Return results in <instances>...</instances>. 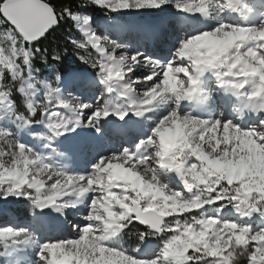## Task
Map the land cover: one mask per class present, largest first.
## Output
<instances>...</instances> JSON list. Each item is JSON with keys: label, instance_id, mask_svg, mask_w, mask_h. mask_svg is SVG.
Segmentation results:
<instances>
[{"label": "snow or ice", "instance_id": "snow-or-ice-1", "mask_svg": "<svg viewBox=\"0 0 264 264\" xmlns=\"http://www.w3.org/2000/svg\"><path fill=\"white\" fill-rule=\"evenodd\" d=\"M93 2L111 11H118L145 6L159 8L169 0ZM213 3L217 17L226 10L249 11L248 5L242 0H178L174 6L180 11L207 15ZM65 16L73 21L81 19L80 13L68 7L58 11L50 0H0V26H3V38L0 39V121L6 118L5 109L13 112L15 108L9 88L13 82L17 91L26 97L27 110V114L14 112L15 119L26 126L46 122V139L52 141L81 126L99 131L100 121L110 115L124 119L132 112L140 117L169 98L179 101L191 98L199 89L201 77L207 72L214 73L225 91L242 98L244 107L258 113L259 119L255 125L244 128L233 121L203 119L181 113L179 107L175 106L158 119L150 133L139 140L133 149L125 147L120 152L101 157L89 173L66 171L48 157L13 138L10 130L0 123V173H4L0 175V196H22L39 209L53 207L61 213L67 207L74 208L78 203L88 201L83 218L86 222L73 226L76 232L74 238L49 240L39 245L41 264H96L99 251L89 250L86 257L75 254L79 246L75 242L84 236L98 248L105 249V255L112 256L116 264H224L225 257L231 264H237L235 259L228 256L233 247L241 251L246 249L242 257H246L247 264H255L251 253L255 248L264 246V240L258 241L252 237L261 233L264 227L253 229L251 224L223 218L221 213L231 205L241 218L254 215L264 218V198L258 199L259 192L245 195L246 190L241 188V184L246 183L247 177L237 179L214 169L204 171L207 165L198 159V154L203 151L210 159H215L227 147L231 158L233 148L236 153L240 152V139L245 138V133H255L253 139L264 146V124L261 123L264 118V100L260 97L249 100L253 87L261 84L259 74L246 76L240 73L241 65L233 67L234 46L226 52L210 51L207 46L210 38L222 39L232 26L264 30V22L244 25L227 23L221 19L214 28L182 38L173 58L167 62L142 56L139 52L129 54L127 45L118 43L108 35L102 36L91 28H83L82 38L72 40L69 37L71 50L80 53L78 57L81 61L97 69L99 82L105 86L107 93L116 92L120 98L127 100L121 105L113 104L107 97H101L102 102L89 104L82 102L78 96H66L59 87L64 79L59 71L55 72L51 81L35 78L39 70L32 66L33 56L40 53V59L45 64H54L69 50L66 46L51 51L46 48L42 50L38 43L46 39ZM90 20L91 17H83L84 24ZM261 44H264V40L245 41L241 52L251 47L258 54L257 58L264 57ZM138 65H143L149 71L142 80H133L132 73ZM137 84L142 85V92L138 91ZM41 87L43 95L36 98L33 90ZM37 115L39 119H33ZM175 121L183 126L184 136L191 144V147L183 148L181 155H177L181 152L180 147L166 142L167 129L172 128ZM236 125H239L240 131L236 130ZM33 134L45 137L43 133ZM225 136L229 140L227 145L223 142ZM216 140L221 143L213 152L210 144L215 146ZM193 164L196 165L194 169ZM163 173H174L179 177L184 190H175L163 183ZM195 173L199 174V179L194 178ZM129 175L139 177L145 188L134 184L128 178ZM149 184L152 185L151 190H147ZM65 198H69L70 203H65ZM177 200L190 206L173 209L171 206ZM241 200H246L247 205H241L242 210H238ZM209 205H218L216 215L200 212ZM192 210H197V215H192L183 223L179 219L173 222L165 219ZM244 212L249 214L244 215ZM134 221L149 229L138 233L140 243L134 249L108 243ZM242 231L248 237L246 244L236 242V234ZM163 233L172 234L163 240L157 255H139L141 244L147 236ZM32 242L34 234L28 228L11 225L0 227V243L6 248ZM19 264H24V261L21 260Z\"/></svg>", "mask_w": 264, "mask_h": 264}, {"label": "bare ground", "instance_id": "bare-ground-1", "mask_svg": "<svg viewBox=\"0 0 264 264\" xmlns=\"http://www.w3.org/2000/svg\"><path fill=\"white\" fill-rule=\"evenodd\" d=\"M260 3H261V0L256 1L253 7L251 6L252 9L254 8V13H251L250 15H248L247 19L244 20L245 23L247 21L249 25H259L260 23L264 22V14L261 13V11L259 10L261 6ZM214 9H215V4L213 3L212 6L211 5L209 6V10H214ZM124 10H126L125 13H124ZM132 12H134L135 14ZM183 12L185 11H180L179 13H183ZM164 13L165 11L161 9L160 7L155 8V7L145 6L141 8H128V9H121L118 11H111L106 7H100L96 5L94 6L93 11H91L90 13L89 17H91V20L88 24H84L83 18L77 21L76 24H77L78 31L74 32V36H76L75 38L77 39L82 38L83 28H91L92 30L96 31L100 35L103 34L104 30L112 31V30H116L120 28L130 30L132 26H129L127 24L126 26L123 25L120 19H123V18L127 19L128 17H131L132 14L138 15L140 17L144 16L145 14H147V16L149 17H156V16H162ZM236 13L237 11L226 10L225 12L221 14L220 17L216 16L213 18H207L205 14L204 15L197 14L196 19L192 17L185 21L186 25L183 27V30L180 29L181 34H179L178 40H174L170 42V44L168 43L167 38L165 37L167 36V29H165L167 27L165 28L163 27L166 23L165 19H168L167 18L168 14H166L165 19H162L163 21L160 20L158 23L151 21V19L144 18L145 23L137 25V28L138 26L140 27L143 35L141 37L137 35H131L130 39L134 40L135 43L139 46L146 45L147 48L143 49L142 47H140L142 48L141 50L135 51L133 49L128 48L127 46V51L129 52V54L139 52L142 54V56L150 57L154 60H159L161 62H167L168 60L173 58L175 49L178 46L179 41L182 38L195 34L198 31H203V30L214 28L221 19L227 23L241 24L236 21L238 18V16H236ZM111 14L112 16H110ZM114 15L116 16V18ZM123 15H125L126 17H124ZM102 16H109V17H112L113 19L112 21L106 22L101 18ZM191 16H194V15H191ZM231 16H234V18ZM175 19L176 18H174V20H171L172 22L171 21H168V22H171L177 25ZM129 32L130 31H127L125 34H122L119 37L110 36V38L114 40L116 39L120 40L121 42V38L127 37ZM159 40H163L164 42H166V44L170 48L168 51L171 52V56H169L168 58L162 57L157 54V50L159 47H161L160 44L162 43L155 44V42L158 43ZM92 51H93V54L95 55L94 50ZM148 71L149 69L144 67L143 65L135 66L134 71L132 73V79L142 80L143 76L148 74ZM62 77H64V79H62V81L60 82L59 87L66 96L68 94H71L73 91L79 88L81 92L77 96L80 97L81 101L84 103L96 104L98 102H102V100H100L101 97L109 98L113 104L123 105L127 103V100L120 98L116 92L109 94L107 93V91H105V94L103 93L100 94L99 92H97V87L92 89V87L94 86L96 82L93 83L89 87L83 86L82 84L85 83L86 81H84L83 80L84 77L80 76L79 74L70 73V74L63 75ZM208 86H210V92H216L217 94H220V95L218 97L214 96L212 98L211 96H207L204 89ZM136 87L141 92L143 91L141 84H137ZM249 87H251V82L249 84ZM43 91L44 90L42 87L38 88L36 90H33V95L36 98H40L43 95ZM86 94L96 95L97 100L95 102H91V100H88L87 97H85ZM221 95H225L228 101L226 102L222 101L223 97ZM207 97L209 99L211 98V101L213 100L211 104H207L208 102L206 101ZM192 98H195L194 102L191 101ZM218 104L223 105V107L227 106L229 110L231 109L225 115V117L229 118V120L231 119L233 110L238 111L236 118L233 119V122L236 124H239L240 126H244L245 123L248 121H251L252 125H255L258 122L259 116L255 112H253L250 108L244 107L245 101L242 98L235 96L231 91H225L223 88H221L216 76L212 72H207L201 77V83L199 85L198 91L194 93L191 98H185L184 100H182L181 104L179 105V110L181 113H190L192 116H198V117L212 116V118L214 117L220 118L221 111H220L219 116L215 114V108ZM175 106L176 105L173 103L169 107V109L163 110V112H161L158 115V118L156 120L149 118L147 123H145L144 117L140 118V117L134 116V118H130L127 122H123V121L121 122L120 121L121 119L118 118L117 116L110 115L107 118H104L100 121L99 131H97V129L93 127L81 126V127H77L75 131H69L65 133V135L59 138H54L52 141H48L46 139V135L48 133L46 122L39 123L38 128L28 129L27 133L30 135H33V133L45 134V137H41L42 139H41L40 153L44 155L45 157H48L51 161H54L55 163L63 167L66 171L70 173H87L90 169L87 167L88 163H90L91 161L97 162L98 158L107 156L114 152H119V149H120L119 147L120 145L119 146L114 145L113 147L106 145V148L103 149L104 151H101L100 148L98 149V147L95 148L94 146H92V143H95V144L96 143H101V144L106 143L107 144L110 140L107 139L106 136L108 138L114 139L116 135H112L111 133H113L115 129L116 131H119L120 134L121 133L124 134V132L126 133L124 137L125 139H127V142L129 141L130 143L133 140L135 141L136 138H138V141H139L145 138L150 133L149 128H152L160 117L167 114V112ZM152 113H153V110H150L146 112V116L152 115ZM106 123L109 125H106ZM137 123L141 125L140 131H139V126L136 125ZM73 138H76V139L73 140ZM75 141L78 142L77 147L79 148V151L81 153L83 149L87 150L88 148H91L94 152H96V155L93 159L88 160L89 158L88 159H86V157L84 158L87 160V164L81 161L80 157L76 153H72L68 149L69 145L75 146L74 145ZM66 143H68V146L63 147V145H65ZM98 146L100 145L98 144ZM102 154L104 155L101 156ZM182 190H184V187H182ZM84 202H87L88 204L87 200H85ZM82 203H78V204H82ZM37 210H38V214H43L44 217H46L47 219L55 218L58 213L53 207H48L44 209L37 208ZM85 210L87 211V208ZM85 210H79L78 213H85ZM66 212L70 213L69 217L76 215V211L73 210V207H68ZM64 221H65L64 223L65 229L62 231L61 230L57 231V232H63V231H68V230H71V232L75 231V229L73 228V225H69L68 219ZM59 222H60V219L57 220V223ZM85 222L86 221L83 220L82 223H85ZM54 224L55 223H53V225ZM50 231L51 230H48L46 233H56V232H50ZM28 245H34L36 248L39 247V246H36V244H34L33 242L29 244H21V245L15 246L11 250V252L8 254V257H6L8 259V264H19L21 260L24 261L23 256L24 254H26L24 249L27 248ZM153 254L156 255V252H154ZM34 263L36 264V262ZM24 264H29V263L28 261H24Z\"/></svg>", "mask_w": 264, "mask_h": 264}, {"label": "rangeland", "instance_id": "rangeland-1", "mask_svg": "<svg viewBox=\"0 0 264 264\" xmlns=\"http://www.w3.org/2000/svg\"><path fill=\"white\" fill-rule=\"evenodd\" d=\"M249 1H251V0H249ZM256 1H260V0H256ZM256 1H255V3H256ZM176 2H178V1L177 0H169V2L167 4H164L163 6H161L160 8L165 11V13L162 16L149 17V16H147V14H145L144 16L140 17L138 15H134L135 13L132 12L134 14H132L131 17H128L127 19H124V18L120 19V21L125 26H126V24H132V23L128 22L129 20H131V22L133 21L134 22L133 24L135 26L137 24H144L145 23L144 18L151 19V21L158 23L160 20L165 19L166 14H168V17H167L168 19H165L166 22L174 20V18H176L177 13L181 14V13H179L180 10H178L174 6ZM261 2H262V4H264V0H261ZM84 3H85V5H84L85 8L83 7L84 9L81 10V12H79L80 15H81V19L83 17H85V16L89 17L91 11H93L94 6H96V4L93 2V0H85ZM211 6H212V4H211ZM252 7H253V5H252ZM253 10H254V8H253ZM259 10L261 11V13L263 12V14H264V5H263V8H262V6H260ZM129 11H131V10H129ZM125 12H126V10H124V13ZM183 13H185V12H183ZM239 13H240V11H238L237 14H239ZM248 15H250V13L247 14V17H248ZM110 16H112V14ZM123 16L126 17L125 15H123ZM205 16L207 18H213V17H216L217 15H216L215 10H209L208 14L205 15ZM234 16H231V17L234 18ZM101 18L104 21H106V22L112 21V19H113L112 17H109V16H102ZM115 18H116V16H115ZM68 19H67V23L65 25V30H64L63 34H65V40L68 42V46L71 48V41L69 40V37L72 40L77 39V38H75L76 36H74V32L78 31V28H77V24H76L77 21H73L70 18H68ZM180 22H182V21H180V20L177 21V25H173L172 23L171 24L165 23V25L163 26L164 28L167 27V28H165V29H167V36H165V37L167 38V41H168L169 44H170V42H172L174 40H178L179 34H181L180 29L178 27V24H180ZM243 23H244V25L248 24L247 21H246V23L243 21ZM2 33H3V26H0V39L3 38ZM102 35L113 36L114 34L110 33V30L109 31L108 30H104ZM127 38H128V36L125 37V38H122L121 42H120V40H117V39H116V41L118 43H120V44H126L128 46V48L133 49L135 51H139L142 48L143 49L147 48L146 45H140V46L137 45V44L135 45V44H133L134 41H132V42L128 41ZM159 43H162L163 45L160 44L161 47L158 48L157 54L162 56V57H167V58L169 56H171V52L168 51L170 48L168 47L166 42H164L163 40H159L158 43L155 42V44H159ZM140 47H142V48H140ZM37 54H40V53H37ZM66 55H67V53L64 54L63 56L66 57ZM69 55H70L68 57L69 59H67V60H68L69 66H72V68L67 73L62 74V76L72 73V74H79L80 76L84 77V76L88 75L89 72H92V73L95 74L94 78L97 80V82L94 84L92 89L97 87V92H99L101 94L102 93V91L100 90L101 84H98L99 77L97 76V69L91 67L90 64L81 61L79 59V57H78V55H80V53H76L75 51L70 50ZM93 70H94V72H93ZM56 71L57 70H55L54 67H51L50 69H48V73H47L46 77L41 78L38 75V73L36 72L35 73V78L40 79V80H49V81H51V80L54 79V75H55ZM181 76H182V74H181ZM138 80H140V79H138ZM14 83L15 82H13L12 84H9V88H11V85L14 86ZM209 87H206L204 89L207 96H211V98H212L214 96L218 97L220 95V94H217L216 92H212V93H214V96H213L212 93L209 90ZM138 91H140V90L138 89ZM17 92H18V94L21 96V98L23 100L22 108H23L25 114H27V110L25 108V100H26V98L19 91H17ZM80 92H81V90L78 88L77 90L73 91L71 94H72V96H77ZM85 97H87L88 100H91V102H95L97 100L96 99V95H94V94H86ZM211 98L209 99L207 97V99H206V101H208L207 104H211V102L213 101V100L211 101ZM172 104H173L172 100H168L167 103H164V104H161L158 107L152 108L151 109V110H153L152 115H147L146 116V112H145V114L143 115V117L145 118L144 119L145 123H147L149 118H152L153 120H156L158 118V115L161 112H163V110L169 109V107ZM222 106H220L219 104L216 106L215 114L217 116H219L220 111H221L220 119L229 120V118H226L224 116V115H226L227 111L224 110V108ZM14 112H15V110H13V112H9L7 109H5L4 113H5V117L6 118L3 121H0V123H3V125L10 130V132L12 133L13 138L19 140L21 143H24V144L28 145L29 147L33 148L34 151L40 153V146H41V139L42 138L40 136H36L34 134L30 135V134L27 133L28 129L38 128L39 123L32 124L31 126L23 125L22 122H20V121L15 119ZM233 112L235 113V115H237V113H238V111L236 112L234 110H233ZM233 112H232V114H233ZM133 115L134 114L132 112H130L124 119H121L120 121L121 122L122 121L123 122H127L130 118H132L130 116H133ZM235 115L233 114L231 116V119H230L231 121H233V119L236 118ZM194 117H198V116H194ZM199 118H203V119H217L219 117L212 118V116H206V117H199ZM33 119H39V115H37L36 117H33ZM14 120H16V121H18L20 123L21 127L19 129H16V128H14L12 126V124H13L12 121H14ZM107 123H109V122H107ZM107 123H106V125H109ZM250 126H253L252 122L248 121V122L245 123L244 126H241V127L247 128V127H250ZM108 127H110V126H108ZM149 129L151 130V128H149ZM73 139L75 140V138H73ZM120 141H116V143H115V145H118V146L120 145L119 146L120 147L119 152L122 151L123 148L128 147V146H129L128 147L129 149L133 148L134 145L138 142V138H136L135 141L133 140L130 143L128 141V143H126L125 145H121L123 143H122V141L121 142ZM108 143L110 144V141ZM97 144H99V143H97ZM109 144H108V146H110ZM64 146L65 147L68 146V143L63 145V147ZM112 146H110V147H112ZM101 148H102V150L104 149L103 147H101ZM83 150H86V149H83ZM103 155L104 154H102L101 156H103ZM99 159L100 158H98V160ZM88 160H90V158ZM95 163H96V161L95 162L91 161L88 164L86 162L87 167L90 168L87 173L92 171V166ZM161 180H162L163 183L167 184L170 188L175 189V190L183 191L182 188L180 187L181 182H180L179 178L174 173H163L161 175ZM64 202L65 203H70L69 198H65ZM217 206L218 205L206 206L205 208L201 209L200 212H202L205 215H216V207ZM67 208L64 210L63 213L58 212L57 215H61L62 214L63 215L62 217L64 219H68L69 220V225H73L74 226L76 224H82V222L84 220L83 219L84 215L87 212L85 210L87 208V202H83L82 204H77L73 208V210L76 211V215L71 216V217H69L70 213L66 212ZM227 208H230L231 210L227 211ZM79 210H85V213H78ZM65 214L68 215V216L65 217ZM233 214H236V212L231 207V205H228L224 209V211L221 213L223 218L237 220L236 218L233 217ZM192 215H197V210H192L191 212L185 213V214H179V215L174 214V215L169 216V217H167L165 219L167 221H169V222H173L176 219H179L181 221V223H183L184 220L190 219ZM40 218H42V217H40V214H38L37 207H35L34 204L29 199H27L25 197H22V196H16V195H10L7 198H5L3 196H0V227H5V226H8V225H11V226L16 227V228H19V227L28 228L34 234V242L33 243L36 244V246H39L40 244H42V243H44L46 241H49V240L69 239V238H74L76 236L75 231L71 232V230L63 231V232H56V233H46L45 232L46 234H49V235L45 236L44 233H43L44 230L42 229L44 225L42 223H40V220H39ZM245 223L251 224L253 229H258L260 227H264V218L260 217L259 215H254L253 217L250 218V220L248 222H245ZM171 234L172 233H163L161 235H149V236H147L145 241H144V243H143V245H145L144 248L146 250H148L145 257L155 256L153 254L154 252H156V255H157L159 253V251H160V248L162 247L163 240L166 239ZM108 243L110 245H112V246H121V247H123V245L117 239V236L114 237V238H111L108 241ZM13 248L14 247H12V246H9V247L6 248L2 243H0V264H8V259L6 257H8V254L11 252V250ZM123 248H125V247H123ZM125 249H127V248H125ZM24 251L26 253L23 256L24 261H28L29 264H35L34 262H36V264H41L40 258L38 256L39 247L36 248L34 245H28V247L25 248ZM201 264H202V262H201ZM241 264H247L246 257H241Z\"/></svg>", "mask_w": 264, "mask_h": 264}, {"label": "clouds", "instance_id": "clouds-1", "mask_svg": "<svg viewBox=\"0 0 264 264\" xmlns=\"http://www.w3.org/2000/svg\"><path fill=\"white\" fill-rule=\"evenodd\" d=\"M249 40H264V30H257L251 27L232 26L231 31L225 32L222 39L210 38L207 41V46L210 51L221 50L225 52L234 46L235 53H233V67L241 65L240 73L246 76H255L259 74L260 77L261 84H257L253 87V90L249 93V100L253 97H260L264 100V57L257 58L258 54L251 47L247 48L244 52H241L244 42ZM260 47L264 48V44H261ZM225 59H228V57L225 56ZM168 100H172V102L178 107L181 104V101L173 98H169ZM167 101L165 103H167ZM256 114L258 115V113ZM230 121L231 120H228V122ZM228 122L225 123V132L228 131ZM261 123L264 124V118L261 119ZM235 128L237 131H240L239 125H236ZM254 135L255 133H245V138L240 139V152L236 153L235 148H233V155H231V158L227 147H225L221 155L215 159H210L209 155L203 151L199 152L198 159L206 163L207 167L204 169L206 172L210 169H214L226 172L230 178L239 179L241 177H247L246 183L241 184V188L246 190L245 195L251 196L253 192H259L260 195L258 199H260L264 198V146L259 145L257 141L253 139ZM212 139H215V137H212ZM166 142L170 145L181 148V152L177 153V155L183 154V148L191 147V144L187 142V137L184 136L183 126L178 121L173 122V127L167 129ZM223 142L227 145L229 142L227 136H225ZM220 143L219 140H216L215 146L210 144L213 152L216 151V148ZM193 151L195 152L196 149H193ZM145 159H147V157ZM185 159H187V156H185ZM155 163H159V161H155ZM195 167L196 165L193 164L192 168L194 169ZM124 171L126 173V170ZM145 171H148L147 167L145 168ZM3 174L4 173H0V175ZM128 178L141 189L145 188V184L139 177L129 175ZM194 178L199 179V174L195 173ZM151 189L152 185H147V190ZM166 199L169 198L166 197ZM241 205L246 206L247 201L241 200V204L237 206L238 210H242ZM189 206L190 205L181 203L177 200L171 207L173 209H176L177 207L183 209ZM243 214L248 215L249 213L244 212ZM232 227L235 228L236 226L232 225ZM220 238L222 239L223 237ZM252 239H257L258 241L264 240V229L261 230V233H257L256 236L252 237ZM236 242L246 244L248 242L247 235L243 231L240 234H236ZM75 243L79 245L75 253L77 256L82 255L86 257L89 250L93 252L99 251L100 256L96 261V264H116V261L112 256L105 255V249L95 246L94 242L89 240L86 236L81 237L80 241ZM244 252H246V249L241 251L233 247L232 251L228 253V256L235 259L237 264H241V257ZM251 256L252 261H254L255 264H264V246L255 248V251L251 253ZM224 264H231V261L225 257Z\"/></svg>", "mask_w": 264, "mask_h": 264}, {"label": "trees", "instance_id": "trees-1", "mask_svg": "<svg viewBox=\"0 0 264 264\" xmlns=\"http://www.w3.org/2000/svg\"><path fill=\"white\" fill-rule=\"evenodd\" d=\"M50 2L57 8L59 11L60 9L64 7H68L72 9L75 12H81L85 7V0H50ZM84 7V8H83ZM68 17L65 16L60 24L52 31L48 33V36L46 39L39 41L42 50L48 49L51 51L54 48H60L62 46L68 47V51L64 52V54L67 53L66 57L62 55L61 59L54 64H45L40 59V54H36L32 58V66L34 69H38L37 72L38 75L42 78H44L47 73L48 69L51 67H54L55 70L59 71L61 74L67 72L70 69L68 60L69 52L71 48L68 46V42L65 40V34H63L65 30V25L67 23ZM69 20V19H68ZM67 35V34H66ZM11 98L15 100V112H24L22 108L23 100L21 96L18 94L17 89L15 86L11 85ZM139 232H147V230L139 225H137L135 222L129 224V226L123 230V232L120 234L121 241L126 246V248H132L134 245L138 243V233Z\"/></svg>", "mask_w": 264, "mask_h": 264}, {"label": "water", "instance_id": "water-1", "mask_svg": "<svg viewBox=\"0 0 264 264\" xmlns=\"http://www.w3.org/2000/svg\"><path fill=\"white\" fill-rule=\"evenodd\" d=\"M137 224H138L139 226H141V227H147V226H145V225H143V224H141V223H139V222H137Z\"/></svg>", "mask_w": 264, "mask_h": 264}]
</instances>
